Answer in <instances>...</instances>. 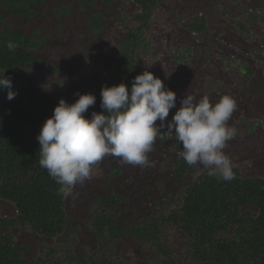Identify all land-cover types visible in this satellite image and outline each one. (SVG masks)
Wrapping results in <instances>:
<instances>
[{
  "label": "rangeland",
  "instance_id": "obj_1",
  "mask_svg": "<svg viewBox=\"0 0 264 264\" xmlns=\"http://www.w3.org/2000/svg\"><path fill=\"white\" fill-rule=\"evenodd\" d=\"M26 7L32 16L12 14L0 2V44L8 47L1 38L12 32L28 35L37 48L21 49L39 62L22 65L8 76L39 99H55L57 104L62 98L74 103L78 94H93V88L113 72L127 34L143 24L137 20L141 12L133 0H42L39 6ZM199 18L204 19L202 30L190 28ZM134 57L176 93V107L168 120L187 95L196 100L208 95L212 103L222 95L232 96L237 109L229 125L238 133L224 152L242 178L264 180V0H163L144 24ZM93 111L101 112L93 105L84 115L90 118ZM18 125L36 138L43 124L27 114ZM166 131L161 130L148 153L150 166H133L107 156L89 178L76 184L64 196L68 228L60 236L47 239L29 225L9 226L22 258L34 264L43 244L90 258L102 250L90 225L96 214H108L125 226L146 221L174 202L184 184L205 168L196 165L191 174L176 176L174 162L182 149ZM256 214L250 206L241 213L246 218ZM15 216L14 206L0 199V219L11 221ZM233 231L229 227L214 238L221 241ZM165 238L176 264H185L193 241L174 228L165 232ZM111 256V264H162L149 246L127 235L112 244Z\"/></svg>",
  "mask_w": 264,
  "mask_h": 264
},
{
  "label": "trees",
  "instance_id": "obj_2",
  "mask_svg": "<svg viewBox=\"0 0 264 264\" xmlns=\"http://www.w3.org/2000/svg\"><path fill=\"white\" fill-rule=\"evenodd\" d=\"M42 0H0L10 12L30 17L33 13L27 4L39 6ZM163 0H133L141 14L142 26L130 31L117 55L112 73L106 75L94 88L95 107L100 108L101 88L120 83L131 88L132 80L141 74L143 67L134 57V49L144 24ZM204 19L199 18L190 28L202 30ZM238 27L243 31L242 25ZM8 47L0 44V79L10 78L8 72L27 63H38L24 46L37 48L28 35L12 32L1 38ZM11 90L17 94L7 99L8 89L0 88V199L11 203L16 216L13 220L0 219V264H29L22 258L9 226L29 225L43 238H56L68 228L64 195L59 185L39 165V142L29 135L18 122L30 115L37 123H44L54 107L55 99H39L21 82L12 80ZM177 143V142H176ZM178 144V143H177ZM179 145V144H178ZM180 146V145H179ZM182 156L174 162L176 176L192 173ZM234 179L221 181L209 176L207 169L186 182L177 199L156 210L146 221L120 226L108 214H96L90 222L101 243V251L90 258L74 255L71 250L58 251L43 244L34 264H111V247L121 235L135 238L149 246L162 264H176V256L169 249L165 232L174 228L182 231L194 243L185 258V264H264V180L244 179L237 168ZM109 203L114 199L109 196ZM246 206L257 210L255 218L241 215ZM234 227L231 237L215 240L214 234Z\"/></svg>",
  "mask_w": 264,
  "mask_h": 264
},
{
  "label": "clouds",
  "instance_id": "obj_3",
  "mask_svg": "<svg viewBox=\"0 0 264 264\" xmlns=\"http://www.w3.org/2000/svg\"><path fill=\"white\" fill-rule=\"evenodd\" d=\"M0 88L8 89V100L17 94L5 76ZM100 95L102 111H93L90 118L84 114L95 105L94 94H78L74 103L60 99L36 137L39 165L59 185L60 194L69 195L107 156L133 166H150L148 153L164 128L180 145L187 165H202L209 176L221 181L234 179L232 160L224 152L238 133L229 125L237 109L232 96L222 95L212 103L208 95L199 100L187 95L168 120L176 107V93L148 70L133 78L130 90L122 82L102 86Z\"/></svg>",
  "mask_w": 264,
  "mask_h": 264
}]
</instances>
